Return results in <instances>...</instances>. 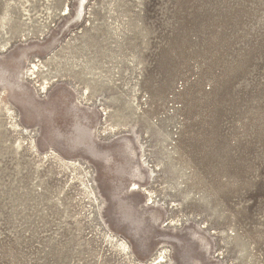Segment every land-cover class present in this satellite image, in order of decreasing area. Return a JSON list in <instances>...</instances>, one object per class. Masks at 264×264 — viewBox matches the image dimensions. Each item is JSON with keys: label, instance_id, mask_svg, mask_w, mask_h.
<instances>
[{"label": "rangeland", "instance_id": "1", "mask_svg": "<svg viewBox=\"0 0 264 264\" xmlns=\"http://www.w3.org/2000/svg\"><path fill=\"white\" fill-rule=\"evenodd\" d=\"M0 264H264V0H0Z\"/></svg>", "mask_w": 264, "mask_h": 264}, {"label": "bare ground", "instance_id": "2", "mask_svg": "<svg viewBox=\"0 0 264 264\" xmlns=\"http://www.w3.org/2000/svg\"><path fill=\"white\" fill-rule=\"evenodd\" d=\"M81 5V4H80ZM34 67V66H33ZM34 69H35V67H34ZM38 69V68H37ZM35 71V70H34ZM162 255L160 254L157 258H156V260L157 259H159L160 258V260L159 261H162V259H163V257H161Z\"/></svg>", "mask_w": 264, "mask_h": 264}]
</instances>
